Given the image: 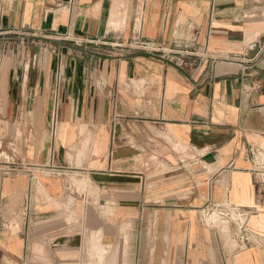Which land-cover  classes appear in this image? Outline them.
<instances>
[{
  "label": "crops",
  "instance_id": "0c3cea01",
  "mask_svg": "<svg viewBox=\"0 0 264 264\" xmlns=\"http://www.w3.org/2000/svg\"><path fill=\"white\" fill-rule=\"evenodd\" d=\"M0 264H264V0H0Z\"/></svg>",
  "mask_w": 264,
  "mask_h": 264
},
{
  "label": "built area",
  "instance_id": "2783aa9c",
  "mask_svg": "<svg viewBox=\"0 0 264 264\" xmlns=\"http://www.w3.org/2000/svg\"><path fill=\"white\" fill-rule=\"evenodd\" d=\"M145 49L151 51L152 53H159L163 52V49L161 47H150L148 45H144ZM199 46L196 43L195 40H190L188 42H174V48L172 50L177 51L178 55L180 57V60L178 59V64L180 66L185 65L184 56H201L206 57L207 51L202 50L200 53ZM214 62L215 59H212ZM206 211L203 212V219H205V224H210L213 226H219L220 224H229L233 225L237 231L240 233V240L241 242L245 241V233H246V223L249 217V213L242 208H239L237 206L232 205H216V206H208L206 207ZM31 212V204L30 201H28L24 208H23V214L26 218H29Z\"/></svg>",
  "mask_w": 264,
  "mask_h": 264
},
{
  "label": "rangeland",
  "instance_id": "374dc122",
  "mask_svg": "<svg viewBox=\"0 0 264 264\" xmlns=\"http://www.w3.org/2000/svg\"><path fill=\"white\" fill-rule=\"evenodd\" d=\"M138 42H129L127 43V49L126 50H142V44L141 43H138ZM108 50V48H107ZM120 54H125V53H122L120 52ZM229 227V228H224L225 227V224H222L221 225V232H222V236L224 239H233L234 236H236V233L237 231L235 229H233L231 227V223L229 224H226V227ZM219 227V226H218Z\"/></svg>",
  "mask_w": 264,
  "mask_h": 264
}]
</instances>
